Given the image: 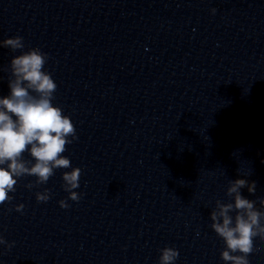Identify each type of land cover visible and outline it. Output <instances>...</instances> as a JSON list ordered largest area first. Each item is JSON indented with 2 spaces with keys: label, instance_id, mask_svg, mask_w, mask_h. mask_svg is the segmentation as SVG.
<instances>
[{
  "label": "water",
  "instance_id": "95a60500",
  "mask_svg": "<svg viewBox=\"0 0 264 264\" xmlns=\"http://www.w3.org/2000/svg\"><path fill=\"white\" fill-rule=\"evenodd\" d=\"M32 50L77 138L46 183L13 177L0 264H159L166 247L175 264H227L211 216L240 215L232 182L264 214V0H0V97Z\"/></svg>",
  "mask_w": 264,
  "mask_h": 264
},
{
  "label": "clouds",
  "instance_id": "9594fccd",
  "mask_svg": "<svg viewBox=\"0 0 264 264\" xmlns=\"http://www.w3.org/2000/svg\"><path fill=\"white\" fill-rule=\"evenodd\" d=\"M215 10H213V13ZM3 46L22 47L19 38L7 39ZM45 56L39 50H32L12 61L15 80L9 83L10 94L0 97V205L8 199V193L14 191V185L22 174L34 175L39 183H46L58 167H70V161L62 155L68 137L75 136V128L69 116L64 115L60 107L52 104L56 83L51 75L43 71ZM31 92L37 93L36 96ZM27 150L36 161L30 168L21 160ZM6 165V166H5ZM81 170L73 169L63 175L69 192L68 199L78 202L81 193L72 189L79 187ZM247 187L245 180L232 182L229 194L235 193L234 207L240 213L235 220L228 215L233 205L222 206L218 221L213 212L214 232L224 241L226 250L221 259L227 264H252L257 253V242L264 238V214L256 210V205L245 199L239 192ZM46 195L37 196L38 202H46ZM61 208H67L66 201H59ZM0 236V245H5ZM6 247H12L7 244ZM179 251L166 247L161 250L159 264H175Z\"/></svg>",
  "mask_w": 264,
  "mask_h": 264
}]
</instances>
